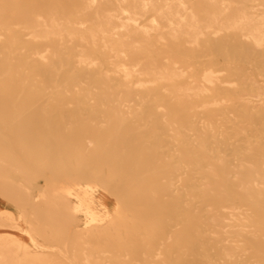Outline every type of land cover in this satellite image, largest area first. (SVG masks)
Returning a JSON list of instances; mask_svg holds the SVG:
<instances>
[{
  "label": "bare ground",
  "instance_id": "1",
  "mask_svg": "<svg viewBox=\"0 0 264 264\" xmlns=\"http://www.w3.org/2000/svg\"><path fill=\"white\" fill-rule=\"evenodd\" d=\"M263 7L0 0V198L20 212L0 201V264H264V82L218 60L192 75L190 57L180 59L177 72L179 58L138 51L154 46L151 31H167L166 44L197 53L229 39L264 55ZM254 68L264 78V57ZM140 77L150 87L132 83ZM132 102L152 111L133 114ZM168 104L207 121H165L175 118ZM247 130L254 145L227 143ZM163 141L171 146L158 151Z\"/></svg>",
  "mask_w": 264,
  "mask_h": 264
},
{
  "label": "rangeland",
  "instance_id": "2",
  "mask_svg": "<svg viewBox=\"0 0 264 264\" xmlns=\"http://www.w3.org/2000/svg\"><path fill=\"white\" fill-rule=\"evenodd\" d=\"M232 1V0H231ZM233 1H240V0H233ZM247 4V3H246ZM201 8H204L206 6H209V4L203 2ZM264 8V7H263ZM200 12V11H199ZM202 12V11H201ZM150 15V14H149ZM159 34L160 38H163L161 42H156V36ZM151 39H153V43L154 46L150 47V46H146L145 43H140L143 46H146L145 50H142L140 48H138V51L143 53L144 51L146 52L144 55H146V57H167V60H164L163 62L165 63H169L173 61V57L179 58L178 60H176L177 62H179L180 59L183 60H187L188 59V64H187V69L185 70V73H190L192 75H194L196 72H198L199 70H201L202 68H204L205 66L210 65L212 60H218L220 63H225V64H230V65H235V66H239V67H244L246 68V71L244 72H240L239 76L240 77H251L252 79H254L257 82V86L261 85L264 82V78L259 76L260 71L256 70L255 64H257L258 62L263 60L264 55L261 53H258L256 51H251L246 45L241 44V45H235L232 44L229 39H223L221 41H216L214 39L208 40L209 43L207 44V52H201V53H197L194 52L193 50H189V48L182 46L179 42L178 39L174 40V42L170 43V44H166L168 43L167 40L169 38V33L167 31H151L150 35ZM48 51H46L45 53H43V55L48 54ZM118 57H122V55H118ZM200 57V58H199ZM221 57H228V60L225 61L223 60ZM231 57H250V63L249 65H245L243 62L239 61V62H235L234 60L231 59ZM185 64H181L180 62L177 63L175 65V68L179 70H176L177 72H180V66H182L183 68H185L184 66ZM102 75L104 76H110L111 73L107 72L108 70V66L107 64L103 61L102 62ZM138 73H134V75H136ZM226 72H221L218 75L225 78L224 76L226 75ZM122 75V74H120ZM247 75V76H246ZM232 79V78H231ZM140 83L146 87H150V84L146 82V78H133L132 83ZM231 92H226V91H222V95L223 97L221 98H225V96L230 95ZM51 99L54 98L53 95H51L49 97ZM252 101L254 103H261V101L259 100H255L252 99ZM221 103H225V101H221ZM44 104H48L47 102ZM130 107V110L133 114H138V113H142V112H151L152 109L151 108H144L143 104H140L138 107L135 106V103L132 102L128 105ZM197 113H200V115H197L195 118H181L179 117L181 113L185 112H189L187 109H185L184 107H179V106H174L172 104H168L167 109L165 110V112H168L169 114H174L175 118H171L170 116H167L165 118V121H179V120H191V121H195L197 123H200L199 126H201V123L206 122L207 118L206 116L203 114V110L201 109H197L196 110ZM191 112V111H190ZM225 111L224 109H220V110H215V115L216 118L215 120L222 121L224 120L222 114H224ZM152 119V116L148 117L147 120ZM230 119V118H229ZM238 121V119H235L234 123H236ZM233 123V124H234ZM196 124H193L192 126H195ZM234 127L240 128V125L234 124ZM132 129L136 128L135 125L131 126ZM143 128H151V125L149 123H147L146 125H144V127H141L140 129ZM134 133V132H133ZM175 132H169L167 134H165L164 136L167 137L168 136H175ZM144 135H148L150 137H153V134H142V133H134L132 136H144ZM257 136H264L263 132H260L258 134H256ZM255 134L251 133L250 131H246V132H241L239 135L231 133L230 135V140L227 143L233 144V145H245L246 143H251V144H255L256 142H258L259 140L257 139V137ZM242 137L243 141H237L235 140L236 138ZM194 137H191V139H189V142H191L193 145H196V143L193 141ZM247 141V142H246ZM163 148L159 149L158 151H166L168 147L171 146V142H167V141H163ZM217 144V143H214ZM213 144V145H214ZM40 182L42 183V181L40 180ZM34 194H36V191H34ZM0 201L2 202L3 208L10 210L15 216H19V210L17 208H15L12 203H10L8 200L6 199H2L0 198ZM107 204L109 207H111L113 205V202L111 200L107 201ZM234 218V217H232ZM230 223V222H229ZM227 232L232 231L231 228H226L225 229ZM23 235V234H21ZM233 237V236H232ZM237 240H243L242 238H236ZM27 240V238H26ZM39 242L43 245H45V243L39 239ZM238 246L240 247H244L247 250V253H253L256 252V247L252 246V247H248V245L245 244V242H240L238 244Z\"/></svg>",
  "mask_w": 264,
  "mask_h": 264
}]
</instances>
